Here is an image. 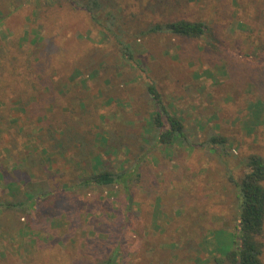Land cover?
Wrapping results in <instances>:
<instances>
[{
	"label": "rangeland",
	"instance_id": "1",
	"mask_svg": "<svg viewBox=\"0 0 264 264\" xmlns=\"http://www.w3.org/2000/svg\"><path fill=\"white\" fill-rule=\"evenodd\" d=\"M78 1L0 0V264H217L264 159V0H99V26ZM176 20L210 35L139 34ZM152 84L182 121L169 145ZM106 170L121 186L82 185Z\"/></svg>",
	"mask_w": 264,
	"mask_h": 264
},
{
	"label": "trees",
	"instance_id": "2",
	"mask_svg": "<svg viewBox=\"0 0 264 264\" xmlns=\"http://www.w3.org/2000/svg\"><path fill=\"white\" fill-rule=\"evenodd\" d=\"M85 4L77 2V8H85L92 13V19L97 25H100V20L96 16L97 9L101 7L99 0H83ZM83 5V6H82ZM109 19H113V14L109 13ZM112 26L109 30L112 32ZM156 33H170L174 36L185 39H203L208 34L210 29L204 22L176 20L165 24H153L146 31H140L141 37ZM50 47V46H49ZM121 53V58L124 60L132 59L131 46L122 44L118 47ZM75 75V74H74ZM79 75V71L76 72ZM1 79V78H0ZM48 79V80H47ZM42 79L46 84H52L50 79ZM147 92L151 98L152 104L155 106L151 125L159 132L158 142L162 144H171L176 139L183 136L182 121L170 113L165 106L162 96L157 88L152 84L147 87ZM214 139L213 141H215ZM247 172L241 179L235 182L238 194V218H237V236L234 248L225 252L223 257L218 258L217 264H263L262 256L264 254V159L259 156H252L246 164ZM123 175H118L110 170L100 171L83 177L82 185L97 186L103 188H114L121 186ZM127 177V176H126ZM129 178V177H127ZM233 180V179H232ZM127 182L125 181V184ZM235 187V188H236ZM65 188V192L62 189ZM58 190L50 191L45 196L44 200L60 198L61 205L64 207L69 204L72 195L77 186H64ZM72 194V195H71ZM70 195V196H69ZM35 200V198H34ZM23 202H27L23 200ZM41 201H37L36 205L41 206ZM10 203V204H7ZM7 208H20L21 202H7ZM50 212V211H49ZM38 217L39 213H33ZM53 216L54 211L50 212ZM36 243V241H35ZM102 264H115L114 259L109 258Z\"/></svg>",
	"mask_w": 264,
	"mask_h": 264
}]
</instances>
